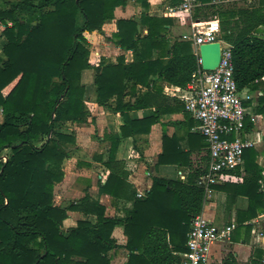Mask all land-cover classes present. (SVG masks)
Wrapping results in <instances>:
<instances>
[{
	"label": "trees",
	"instance_id": "trees-1",
	"mask_svg": "<svg viewBox=\"0 0 264 264\" xmlns=\"http://www.w3.org/2000/svg\"><path fill=\"white\" fill-rule=\"evenodd\" d=\"M198 1L201 6L195 9L193 20L219 21L220 37L231 45L236 86L263 92L253 112L264 115V39L255 36L264 27V0L226 9L206 5L210 0ZM122 4L123 0H19L0 11L7 41L2 49L4 59L0 57V264H110L107 253L113 249L110 235L116 223L123 226L127 239V264H180V254L186 252L191 220L203 210L205 191L197 181L207 163L189 172L185 182L153 178L147 195L134 200V193L126 190V174H110L100 192L132 200V210L118 222L105 218L104 208L85 198L77 209L95 215L96 223L78 222L67 236L61 231L66 209L52 203L53 187L63 177L61 166L68 146L74 143L71 136L56 129L63 122H81L86 116L81 85V73L88 68L83 33L98 29ZM168 23L146 16L142 24L148 27V34L143 46L161 44L159 37ZM124 24L121 44L135 33V24ZM127 47L135 48V43ZM168 54L170 60L164 67L143 61L140 51L131 64H125L123 58L115 65L106 64L94 80L97 101L105 104L115 97L119 105L128 84L135 87L157 70L168 84L186 87L200 67L198 55L187 42H174ZM146 100L144 96L123 108L148 107ZM122 117L123 137L145 134L155 121H133L125 113ZM246 124L250 126L248 121ZM49 134L52 137L42 146L35 145L38 138ZM204 145L206 149L205 141ZM256 156L253 149L244 151L241 183L211 186L226 194V213L237 197L247 198V208L237 210L235 217L237 230H244L246 238L251 225L245 223L264 214L263 167ZM259 253L262 251L255 250L253 258ZM258 260L251 264H264ZM225 263L236 264L231 255Z\"/></svg>",
	"mask_w": 264,
	"mask_h": 264
},
{
	"label": "crops",
	"instance_id": "crops-1",
	"mask_svg": "<svg viewBox=\"0 0 264 264\" xmlns=\"http://www.w3.org/2000/svg\"><path fill=\"white\" fill-rule=\"evenodd\" d=\"M18 1L0 0V11H7L9 4H15ZM180 1L123 0V4L114 9L112 18L105 20L98 29L83 33L87 42L88 68L81 73V85L84 87L83 104L86 116L81 122H63L56 129L57 132L74 139V143L68 146V155L61 166L63 177L53 187V206L66 209L67 217L61 227L64 236H67L78 222H88L92 225L96 223L95 215L77 209L85 198L102 206L105 218L121 222L127 217L132 210V200L115 199L100 192V188L104 186L110 174L117 176L122 172L126 174V190L128 194L134 193V200L147 195L153 178L185 182L189 172L208 162L204 140L198 133L192 131L196 122L184 110L183 102L179 99L182 95L181 90L185 87L179 88L168 84L160 78L159 70H157L143 83H135V87L128 84L124 97L118 105L115 97L110 98L105 104H100L97 101V87L94 84L98 70L106 64L115 65L119 58H123L125 64H131L139 51L145 58L143 61L156 62L163 67L170 60L168 52L174 42L190 43L194 54L198 55V49L192 45L191 41L193 26L218 20L216 18L209 21L193 20L195 9L201 6L198 0H195L189 18L185 15L164 14L165 8L178 6ZM240 1L242 2V0H210L205 4L225 6L236 3L239 8L246 7L240 4ZM247 1L248 4L252 2V0ZM146 16L169 20L168 25L164 26L165 31L160 34L159 38L163 42L159 45L152 46L150 43L145 47L142 44L148 34V27L142 24ZM4 21L8 26L11 25L10 21ZM121 23L135 24V33L130 34L129 41L122 44L126 25ZM5 28L0 23V57L2 59H4L2 49L7 43L3 36ZM262 29L264 27H260L259 31ZM132 42L135 43V48L127 47V44ZM144 96H147L148 107L123 108V106L133 105L137 99ZM123 113L133 121L147 119L155 121L147 133L123 137L120 130L124 122ZM51 137L52 135L49 134L47 137L38 138L35 145L40 147ZM253 150L257 154L256 162L262 164L264 177V144ZM238 173V175L229 173L215 186H223L227 182L241 183L245 171L243 169ZM225 204L226 194L211 189V192L205 195L201 214L215 223L236 224V211L247 208V198L237 197L228 213L225 211ZM263 221L264 214H259L255 219L245 223L251 225L248 238L243 233L244 230H237L236 227L230 242L213 246L212 260L224 257L223 264H226V257L231 255L236 264H251V261L258 258L261 263H264ZM110 238L114 241L113 249L107 253L110 264H127L129 255L125 249L127 239L120 223L115 224ZM255 250H261L263 254H255L256 257L253 258ZM72 260L83 261L77 257H72Z\"/></svg>",
	"mask_w": 264,
	"mask_h": 264
},
{
	"label": "built area",
	"instance_id": "built-area-1",
	"mask_svg": "<svg viewBox=\"0 0 264 264\" xmlns=\"http://www.w3.org/2000/svg\"><path fill=\"white\" fill-rule=\"evenodd\" d=\"M194 3L195 0H181L178 6L165 8L164 14L189 18ZM193 27L191 41L196 49L201 45L218 43L220 50L218 66L213 71L199 69L192 74L179 97L184 110L196 122L192 131L207 144V168L197 185L208 195L211 186L222 177L243 171L245 150L264 144V115L253 112L263 92L237 88L233 79L231 45L221 39L218 22L195 24ZM255 36L260 37V33ZM259 165L262 166L261 163ZM235 228V223H215L201 213L196 215L186 235V252L180 254V264H223L224 257L212 260L211 251L216 244L230 242Z\"/></svg>",
	"mask_w": 264,
	"mask_h": 264
},
{
	"label": "water",
	"instance_id": "water-1",
	"mask_svg": "<svg viewBox=\"0 0 264 264\" xmlns=\"http://www.w3.org/2000/svg\"><path fill=\"white\" fill-rule=\"evenodd\" d=\"M198 56L201 69L208 72L213 71L220 61L219 44L214 43L199 46Z\"/></svg>",
	"mask_w": 264,
	"mask_h": 264
},
{
	"label": "rangeland",
	"instance_id": "rangeland-1",
	"mask_svg": "<svg viewBox=\"0 0 264 264\" xmlns=\"http://www.w3.org/2000/svg\"><path fill=\"white\" fill-rule=\"evenodd\" d=\"M240 4H243V6H248L249 5L247 0H242V2L240 1ZM218 6H221V5H218ZM220 8H223V9H226V8H238V6L235 3V4H229V5L221 6ZM215 22H218V24H219V21H215ZM219 26H220V24H219ZM260 37L264 38V30L260 31Z\"/></svg>",
	"mask_w": 264,
	"mask_h": 264
}]
</instances>
